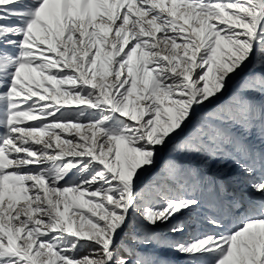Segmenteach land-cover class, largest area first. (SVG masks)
<instances>
[{
  "label": "snow or ice",
  "instance_id": "snow-or-ice-1",
  "mask_svg": "<svg viewBox=\"0 0 264 264\" xmlns=\"http://www.w3.org/2000/svg\"><path fill=\"white\" fill-rule=\"evenodd\" d=\"M0 264H264V0H0Z\"/></svg>",
  "mask_w": 264,
  "mask_h": 264
}]
</instances>
